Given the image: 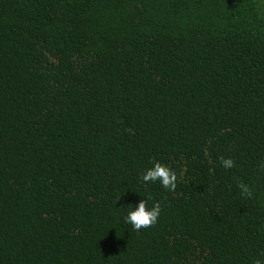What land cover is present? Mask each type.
I'll return each mask as SVG.
<instances>
[{
  "label": "trees",
  "instance_id": "16d2710c",
  "mask_svg": "<svg viewBox=\"0 0 264 264\" xmlns=\"http://www.w3.org/2000/svg\"><path fill=\"white\" fill-rule=\"evenodd\" d=\"M261 162L264 0H0V264H254Z\"/></svg>",
  "mask_w": 264,
  "mask_h": 264
},
{
  "label": "clouds",
  "instance_id": "9594fccd",
  "mask_svg": "<svg viewBox=\"0 0 264 264\" xmlns=\"http://www.w3.org/2000/svg\"><path fill=\"white\" fill-rule=\"evenodd\" d=\"M221 165L225 169H231L236 166L235 161L229 157L224 156L219 157ZM261 170H264V162L260 164ZM178 176L175 171L170 167L160 162H155L154 166L146 171L143 176V181L145 183L159 181L161 185L169 189L170 191H175L177 188ZM241 195L252 198L254 189L252 186L245 184L243 182L238 184ZM148 199H143L139 203L138 207L128 212L126 217V222L131 224L136 231L141 229L150 228L158 222V218L161 214L162 208L159 202H156L151 208L148 206ZM254 264H264V253L261 254V258L254 261Z\"/></svg>",
  "mask_w": 264,
  "mask_h": 264
}]
</instances>
